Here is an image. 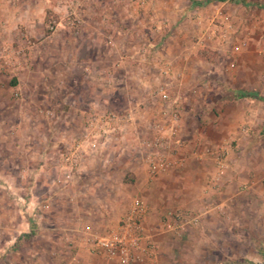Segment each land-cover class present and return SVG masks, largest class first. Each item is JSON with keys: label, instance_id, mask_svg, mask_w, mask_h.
<instances>
[{"label": "rangeland", "instance_id": "obj_1", "mask_svg": "<svg viewBox=\"0 0 264 264\" xmlns=\"http://www.w3.org/2000/svg\"><path fill=\"white\" fill-rule=\"evenodd\" d=\"M75 2L74 7H66L63 13H58L62 16L60 25L53 23L58 16L56 13H46L48 38L34 49L32 66L5 73L8 80L16 77L30 84L29 88L13 89V107L20 112L27 110L39 121L54 125L53 133L40 135L39 140L64 145L56 156L55 168L61 173L47 184L49 193L60 190L64 195L54 201L48 197L40 200L32 192L35 183L31 180L27 200L13 194L11 207L20 209L25 205L31 218L42 206L46 210L60 206V221H70L71 227L77 229L74 232L82 234L79 236L84 239L83 230L90 236L98 235L89 230L91 222L85 218L86 214L96 216L100 212L103 215H97L94 222L103 226L107 221L103 218H107L116 225L130 201L137 198L146 206L142 221L143 251L130 264H144L155 256L154 238L168 234L172 238L168 247L180 262L181 255L190 250L180 241L183 232L186 226L199 223L197 216L185 209H190L191 202L200 200L197 194L208 181L210 172V169L202 170L199 164L211 162L216 171L214 158L222 157L221 180L228 170L229 151L237 142V138L225 130L224 121L218 119L220 106L226 105L224 101L251 98L256 119L264 114V0ZM200 51L205 53V59L198 57ZM22 55V52L13 54L12 60L21 63L25 57ZM159 89L167 94L168 101L156 96ZM229 109L225 113L232 111ZM103 111L118 116L129 114L132 118L116 127L106 145L94 151L79 152L80 165L83 158L108 152L113 158L111 161L116 160V166L98 175H107L109 180L100 183L102 189H97L98 182L92 179L74 181L73 174L70 181H64L63 171L58 169L59 153L83 141L88 123L93 122L92 116ZM215 122L219 129L202 134L199 128ZM238 124L239 134L248 136V121L244 119ZM160 138L164 144L158 151L172 164L148 176L144 161L146 150L140 146V141L154 142ZM259 138L258 141L264 143V133ZM219 185L210 186V192H217ZM248 186V182L233 185V191L240 197L238 205L250 201L245 198ZM183 187H186L185 200L174 195ZM216 201L219 200H204L205 209L215 213H208L213 215L210 218L219 217L227 223L226 204L215 209L219 205ZM237 220L248 229L238 228L240 231L233 243L235 258L247 252L264 258V243L259 236L264 218L241 212ZM29 226L33 231L37 228L30 221ZM102 226L98 229L104 228L107 232L115 227ZM17 236L14 245L20 241L21 235ZM67 237L62 241L70 246L72 238ZM31 243L30 238H23L8 257H0V264H38L34 256L30 257L32 253L26 255ZM82 244L81 249L103 259L102 264H117L81 240Z\"/></svg>", "mask_w": 264, "mask_h": 264}, {"label": "crops", "instance_id": "obj_2", "mask_svg": "<svg viewBox=\"0 0 264 264\" xmlns=\"http://www.w3.org/2000/svg\"><path fill=\"white\" fill-rule=\"evenodd\" d=\"M75 5V0H0V253L4 251V254H0V257L2 255H4V258L8 257L13 250H16V246L23 238H30L32 243L26 249V255L32 253L30 257L34 256L38 264H59L62 262L65 264L103 263V259L88 253V250L81 249L84 245H81L83 238L81 239L79 235L82 234L74 232L77 229L71 227L69 220V222L60 221L62 211L60 206L51 207L47 210L46 208L37 209L33 216L29 218V212L25 205L22 204L20 209H16L11 207L10 202V196L13 194L20 196L22 200L23 198L27 200V195L31 191L30 185L33 183L31 180L35 183L32 192L40 200L48 197L54 201V198H62V195H64L60 190L49 193L50 186L47 185L52 183L53 176H58L61 173L55 168L56 156L58 150H62L64 145L54 143L51 145L48 140V142L43 140L45 143L39 140L38 136L53 133L52 128L54 125L50 126L48 122L39 121L38 117L33 113H28L27 110L20 112V109L16 110L13 107L11 96L13 89L29 88L30 84L20 82L15 76V78H9L8 80L5 73L21 68V66L23 68L26 65L32 66L31 55L36 54L34 49L48 38V32L46 31L48 21L46 13L48 11L58 15V13H63L66 7L70 8ZM52 17L54 16L52 15ZM61 20L62 16L58 15L53 19V23L60 25ZM16 52H22V56H25L21 63L16 62L15 59L12 60V55L17 54ZM28 98H30V95ZM29 101L31 102V98ZM35 101L37 102V100ZM252 102L253 99L251 98L232 99L224 101L225 106H220L221 113L218 112V119L224 121L223 125L226 124L225 130L234 135L237 142L233 150L229 151L228 170L221 180L219 179L217 185H220L216 190L217 192H210V187L207 186L210 178L215 173L210 165L211 162L210 164L209 162L202 164L200 162L199 164L202 170L210 169V172L207 178L208 181L203 183L197 194L200 200L191 202L190 209H185L193 213L192 215L197 216L199 220L197 226H186L180 240L182 245L188 246L190 250L187 254L183 253L181 255L182 260L178 262L177 258H174V252L167 244L172 239L170 235H159V238H154L155 256L148 258L144 264L264 263V258H256L258 256L255 252H247L240 257L238 256L239 258H235L237 254L233 245L236 242L238 231H240L238 228L248 229L247 225H243L237 220V216L241 215V212L245 215H257L264 218V143L258 141L264 133V114L256 119ZM228 108L232 111L225 113ZM244 119L250 125L248 136H243L237 131L238 123ZM216 122L211 126L204 125V127L199 128L202 134L210 130L212 132L216 131V128H218ZM109 156L110 154L106 152L102 155L99 153V157L88 156L83 158L82 164L72 175L76 176L74 181L92 179V181L98 182L96 188L102 189L100 183L107 182L109 177L98 174L104 172L105 169V172H108L116 166V160L111 161L113 158ZM240 182H248L249 184L247 187L248 196L246 195L245 198L250 201L245 205H238L240 197L233 191V185ZM179 194L174 195L185 200L187 197L186 187H183ZM212 198L219 200L216 201V204L219 205L215 209L226 204L224 210L227 211L228 215L227 223H224V220L219 217L210 218L215 213L205 209L206 203L204 200ZM247 205H250V207H247ZM10 207L12 211H9ZM72 210L76 212V209ZM98 213V216L103 215L100 212ZM96 216L92 213L86 214L85 218L91 222L89 230L92 233L103 235L107 231L104 228L98 229L102 224L98 225L94 222ZM103 219L107 221L102 227L115 226V221L109 223L107 218ZM29 221L37 225L35 231L32 230L33 227L29 226ZM92 226L97 228L94 229ZM19 234L21 235L20 241L17 245L16 243L14 245V241ZM64 236L72 238L70 246L63 243L62 238ZM259 236L262 237L261 241L264 243V223L260 227ZM148 238L151 239V236H148Z\"/></svg>", "mask_w": 264, "mask_h": 264}, {"label": "built area", "instance_id": "obj_3", "mask_svg": "<svg viewBox=\"0 0 264 264\" xmlns=\"http://www.w3.org/2000/svg\"><path fill=\"white\" fill-rule=\"evenodd\" d=\"M163 72L166 73L167 69H164ZM156 94L161 101H168V96L163 90H157ZM92 120L93 122L88 123V133L84 136V140L75 142L66 148L63 153H59L58 169L63 171L64 181H70L71 175L79 167L81 159L79 152L94 151L99 146L106 145L108 139L111 138L110 134L115 131L116 127L123 122L131 121L132 118L129 114L118 116L115 113L103 111L96 116H92ZM82 143H84V146H82ZM163 144L164 142L161 138L154 142H149L148 140L140 141V146L146 150L144 161L148 168V176L164 171L172 164L169 161L167 162L165 157L158 151ZM214 163L216 171L210 178L208 187L217 185L220 174L223 172L222 157H215ZM43 208L45 206H42ZM145 213V204L140 199L134 198L130 201L124 215L113 229L103 235L96 236H90L87 230H83V235L85 236L82 240L90 249L96 251L107 260H114L117 264H130L136 258H139L140 252L143 251L141 247L143 238L142 221ZM174 216L179 219V215L175 214ZM188 220L195 221L194 218H189Z\"/></svg>", "mask_w": 264, "mask_h": 264}, {"label": "trees", "instance_id": "obj_4", "mask_svg": "<svg viewBox=\"0 0 264 264\" xmlns=\"http://www.w3.org/2000/svg\"><path fill=\"white\" fill-rule=\"evenodd\" d=\"M47 31V30H46ZM47 33V32H46ZM198 57L200 58V59H205L204 57H205V53L204 52H198ZM14 82L12 81V84H13Z\"/></svg>", "mask_w": 264, "mask_h": 264}]
</instances>
